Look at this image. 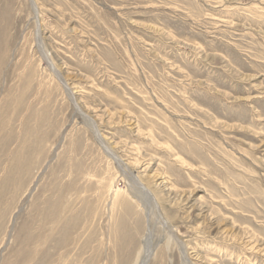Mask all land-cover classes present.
<instances>
[{
	"label": "rangeland",
	"instance_id": "374dc122",
	"mask_svg": "<svg viewBox=\"0 0 264 264\" xmlns=\"http://www.w3.org/2000/svg\"><path fill=\"white\" fill-rule=\"evenodd\" d=\"M0 264H264V0H0Z\"/></svg>",
	"mask_w": 264,
	"mask_h": 264
},
{
	"label": "bare ground",
	"instance_id": "6f19581e",
	"mask_svg": "<svg viewBox=\"0 0 264 264\" xmlns=\"http://www.w3.org/2000/svg\"><path fill=\"white\" fill-rule=\"evenodd\" d=\"M54 72L56 73L58 79L61 81L60 75L56 71H54ZM132 181H133L134 185L136 186V188L141 192L142 197H144V199L148 203L152 204V206L157 210L158 209L157 203H156L154 197L152 196L151 192L136 177H133Z\"/></svg>",
	"mask_w": 264,
	"mask_h": 264
}]
</instances>
